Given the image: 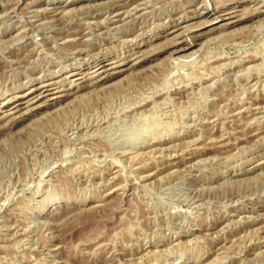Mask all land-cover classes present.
Returning <instances> with one entry per match:
<instances>
[{
  "label": "rangeland",
  "instance_id": "374dc122",
  "mask_svg": "<svg viewBox=\"0 0 264 264\" xmlns=\"http://www.w3.org/2000/svg\"><path fill=\"white\" fill-rule=\"evenodd\" d=\"M262 2L0 0V264H264Z\"/></svg>",
  "mask_w": 264,
  "mask_h": 264
},
{
  "label": "bare ground",
  "instance_id": "6f19581e",
  "mask_svg": "<svg viewBox=\"0 0 264 264\" xmlns=\"http://www.w3.org/2000/svg\"><path fill=\"white\" fill-rule=\"evenodd\" d=\"M69 3V2H68ZM148 4V3H147ZM67 5V4H66ZM258 7H257V9L260 11V13L261 14H264V2H262V3H259V5H257ZM86 7V6H85ZM243 7V6H242ZM12 8V7H11ZM16 8V7H15ZM26 8V7H25ZM64 8V7H63ZM216 9H211L209 6H205V7H203L202 8V10L201 11H199L200 13L199 14H196L195 15V17H197L198 19L199 18H201V19H205V20H208V19H210L211 20V22L212 21H215V19H218V18H226V19H228L229 21L227 22H225V24H223L222 25V27H228V26H233L235 23H237V22H240V21H242L243 19V16L241 15V16H239V17H237L234 13H236V12H238V8H239V5L238 4H235V5H232V6H225L223 9H222V12H221V10H217V7H215ZM66 10V9H65ZM72 10V9H71ZM32 11V10H31ZM219 12H221L222 13V15H224L223 17H221L222 15H218V13ZM89 13V12H88ZM130 13V12H129ZM4 14H5V12H4ZM10 14V13H9ZM15 14V13H14ZM28 14V13H27ZM31 14V13H30ZM48 14V13H47ZM238 14V13H237ZM13 15V14H12ZM24 15V14H23ZM121 15V14H120ZM181 15V14H180ZM28 16V15H27ZM120 17V16H119ZM57 18V17H56ZM30 19V18H29ZM87 19V18H86ZM121 19V18H120ZM119 21V20H118ZM120 21H122V20H120ZM198 21V20H197ZM24 22V21H23ZM37 22V21H36ZM124 22V21H123ZM206 22V21H205ZM112 23V22H111ZM198 23V22H197ZM207 23V22H206ZM209 23H210V21H209ZM208 23V24H209ZM41 24H42V22H41ZM176 24V23H175ZM203 24V23H202ZM205 24V23H204ZM115 25H117V24H115ZM246 25V24H245ZM114 26V25H113ZM92 27V26H91ZM94 27V26H93ZM219 27V26H218ZM262 27V26H261ZM96 29V28H95ZM218 30V29H217ZM166 34V33H165ZM2 35V34H1ZM162 35V34H161ZM164 35V34H163ZM175 36V35H174ZM74 37V36H73ZM12 38V37H11ZM66 38V37H65ZM178 38V37H177ZM184 38V37H183ZM75 39V38H74ZM169 39V38H168ZM167 40V39H166ZM178 40V39H177ZM182 41H178L177 43H176V41H175V46H174V50H172V53L174 54V55H178V56H183L184 54L183 53H185L186 51H188V49H190V45L191 44H189L188 42H185V41H183V39H181ZM170 42H171V40H170ZM74 43V42H73ZM84 45V44H83ZM203 46V45H202ZM78 48H79V46H78ZM155 49V48H154ZM170 49V48H169ZM171 50V49H170ZM140 51V50H139ZM141 52H144V51H141ZM192 52V51H191ZM170 53H171V51H170ZM171 53V54H172ZM188 53V52H187ZM139 54V53H138ZM141 54V53H140ZM145 55V54H144ZM170 55V54H169ZM190 55V54H189ZM141 56V55H140ZM143 56V55H142ZM173 56V55H172ZM133 57V56H132ZM173 57H175V56H173ZM145 58H148V57H144V59ZM178 58V57H177ZM130 59V58H129ZM178 59H180V58H178ZM19 60V59H18ZM105 60V59H104ZM108 60V59H107ZM131 60V59H130ZM134 60H135V62L134 63H132V64H130L129 65V62H126V61H120L119 62V64H117V63H114L113 61H112V63H110V64H108V63H105L106 61H102V62H100V64L99 65H101V69H103V68H106V67H108V66H110V65H115V64H117L118 65V71L117 72H114V73H117L116 75H122V74H125L126 73V71H132L133 69L132 68H134V67H136V66H140V64L143 62V58L141 59L140 57H135L134 58ZM21 61V60H20ZM109 61V60H108ZM233 61V60H232ZM111 62V61H110ZM108 64V65H107ZM22 65V64H21ZM111 66V67H112ZM100 67V66H99ZM140 68H142V67H140ZM98 69V68H97ZM100 69V70H101ZM108 69V68H107ZM95 71V70H94ZM116 71V70H115ZM135 70H133L132 71V73L134 72ZM95 72H98V73H100V71L99 70H96ZM225 72V71H224ZM94 73V72H93ZM84 74H86V76L87 75H90L88 72H84ZM80 74L79 73H74V74H72V75H70L69 77H66L65 79H62L61 81H59V82H54V83H50L49 81L48 82H41L42 83V85L41 86H39L40 87V90H37V91H40V93L37 95V96H34L33 98H29V99H25L24 97L20 100V102L18 103V104H16L14 107H12V108H10V109H8V110H6L3 114V116L2 117H0V120L2 119H4V118H6V117H9V116H15L16 114H18L19 112L21 113V111H23V110H25L26 111V109L27 108H29V107H31V106H33V105H35V104H37L38 102H39V97H41L42 95H45L46 93L47 94H49L50 92H52V94H58L57 96H55V97H53L52 96V100L53 101H55V103H57V102H60V100L62 101V100H64L65 98H67V97H69V96H71V95H73L74 94V90H73V88H71V89H66V90H60L61 88H63L64 86H63V81H67L69 78H74L73 79V82L75 81V80H78L80 83H85V81L84 80H86V79H84L82 76L81 77H78L77 78V76H79ZM100 75V74H99ZM104 75V74H103ZM116 75H114V76H116ZM126 75H127V73H126ZM40 76V75H39ZM37 77V76H36ZM98 77V76H97ZM108 77H109V75L107 76V77H104V78H102V77H100L99 78V80H98V83H100V84H102L103 82H105L107 79H108ZM89 78V77H88ZM102 78V79H101ZM120 78H122V76L120 77ZM235 78V77H234ZM92 79H94V78H92ZM92 79H89V81H88V86L89 87H91L92 86V84H94V83H92L91 82V80ZM41 80V79H40ZM31 81V80H30ZM84 81V82H83ZM95 81H96V79H95ZM254 81V80H253ZM80 83L79 84H77L78 86H82V85H80ZM95 83H97V82H95ZM73 84V83H72ZM86 84V83H85ZM57 86L56 88H52L53 86ZM86 86V85H85ZM84 88V87H83ZM32 89V88H31ZM75 89H77V88H75ZM79 89V88H78ZM91 89V88H90ZM262 89V88H261ZM94 90V89H93ZM65 92L64 94L62 93V92ZM30 92V91H29ZM28 92V93H29ZM32 93V92H31ZM60 93V94H59ZM26 94V93H25ZM35 94H36V92H35ZM51 94V93H50ZM17 95V94H16ZM30 96V95H29ZM77 96V95H76ZM72 97H74V96H72ZM49 99V98H48ZM51 99V98H50ZM143 99V98H142ZM146 99V98H145ZM150 99V98H149ZM66 100V99H65ZM54 103V104H55ZM65 103V102H64ZM38 104H40V103H38ZM49 105V104H48ZM59 105V104H58ZM38 106V105H37ZM37 106H35V108L37 107ZM123 106V105H122ZM55 107V106H54ZM245 107V106H244ZM34 108V107H33ZM34 108V109H35ZM43 108V107H42ZM148 109V108H147ZM28 110H30V109H28ZM33 110V109H32ZM53 110V109H52ZM245 110V109H244ZM259 111V110H258ZM24 115V114H23ZM20 116V115H19ZM19 116H18V118H19ZM242 116V115H241ZM116 117V116H115ZM118 117V116H117ZM210 119V118H209ZM45 120V119H44ZM139 121V120H138ZM238 122V121H237ZM13 124V123H12ZM70 126V125H69ZM215 127V126H214ZM12 128V126L10 127V129ZM161 128V127H160ZM237 130V129H236ZM261 137V136H260ZM145 139V138H144ZM130 141V140H129ZM121 145V144H120ZM223 145V144H222ZM124 146V145H123ZM243 146V145H242ZM206 147V146H205ZM170 149V148H169ZM184 149V148H183ZM124 152V151H123ZM181 152V151H180ZM194 152V151H193ZM195 157V156H194ZM104 159V158H103ZM129 166V165H128ZM153 172V171H152ZM141 176V175H140ZM189 177V176H188ZM240 182V181H239ZM183 187V186H182ZM195 196V195H194ZM238 199V198H237ZM199 214V213H198ZM173 217V216H172ZM258 217V216H257ZM224 226V225H223ZM28 228V227H27ZM201 235V234H200ZM239 239V238H238ZM232 242V241H231ZM243 244V243H242ZM121 251V250H120ZM253 259V258H252ZM43 262V261H42ZM115 263V262H114ZM256 264V263H255Z\"/></svg>",
  "mask_w": 264,
  "mask_h": 264
}]
</instances>
